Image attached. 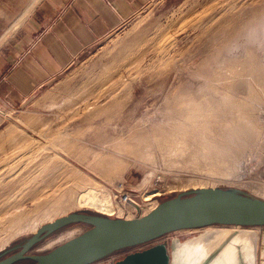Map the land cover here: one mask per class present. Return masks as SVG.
Wrapping results in <instances>:
<instances>
[{
  "label": "rangeland",
  "instance_id": "1",
  "mask_svg": "<svg viewBox=\"0 0 264 264\" xmlns=\"http://www.w3.org/2000/svg\"><path fill=\"white\" fill-rule=\"evenodd\" d=\"M255 8L263 12L264 0H151L29 104L15 111L0 108L6 119L0 128V239L12 235L0 248V260L53 219L71 213L110 216L76 204L86 186L80 176L94 180L111 199L118 183L146 181L165 191L162 201L205 188L264 201V47L241 39L247 27L233 37L235 31L225 37L218 28L230 18L236 23L244 18L249 26ZM131 131L146 139L139 151L113 145L131 139ZM102 154L120 157L124 166L102 176L93 168ZM209 162H218L219 170ZM68 188L74 189L69 210L17 233L23 213L27 217ZM91 225L88 220L61 225L31 253L49 252ZM255 229L264 232V226ZM204 230H179L137 249Z\"/></svg>",
  "mask_w": 264,
  "mask_h": 264
},
{
  "label": "water",
  "instance_id": "2",
  "mask_svg": "<svg viewBox=\"0 0 264 264\" xmlns=\"http://www.w3.org/2000/svg\"><path fill=\"white\" fill-rule=\"evenodd\" d=\"M134 218L71 213L42 225L16 253L0 260L15 264H95L120 249L151 242L184 229L208 228L182 238L174 236L106 264H264V201L237 191L205 188L164 199L150 213ZM88 220L92 227L46 253H31L57 227ZM211 227V228H209ZM239 227V228H237Z\"/></svg>",
  "mask_w": 264,
  "mask_h": 264
},
{
  "label": "crops",
  "instance_id": "3",
  "mask_svg": "<svg viewBox=\"0 0 264 264\" xmlns=\"http://www.w3.org/2000/svg\"><path fill=\"white\" fill-rule=\"evenodd\" d=\"M150 4L151 0H0V108L15 111L29 104ZM5 121L0 110V128ZM137 247L118 250L114 260L143 250Z\"/></svg>",
  "mask_w": 264,
  "mask_h": 264
},
{
  "label": "bare ground",
  "instance_id": "4",
  "mask_svg": "<svg viewBox=\"0 0 264 264\" xmlns=\"http://www.w3.org/2000/svg\"><path fill=\"white\" fill-rule=\"evenodd\" d=\"M255 14H256L255 16H252L253 21L249 26H247L249 24L247 22L248 20H243L244 18L241 20V23L240 22L236 23V21H234L233 18H230L229 20L224 21L225 23H221L218 25V28H220L219 32L222 31L221 33H223V35L225 37H227L231 31H235L234 34L233 33L231 34V36L233 37L234 35H237L238 33H240L245 27H247V29H245L246 31L244 32V35H242L241 39H245V42L249 41L252 45L264 47V36H263V34H264V11L262 12V11H259L257 8H255ZM241 39H240V42H241ZM248 52H250V51H248ZM136 134H137V131L134 133H133V131H131V133L128 135V136H131V139H128V141H124V139H117L113 143V145L118 149H121L124 147L126 150L133 149L131 152H137L140 150L139 147L141 148L142 142L146 139L144 138L143 135H141L142 133L141 134L139 133L138 135H136ZM63 150L69 155H72V156L77 155L76 153H74L72 148L64 147ZM98 156L103 157V159L101 162L99 161L101 158L98 159L100 164L93 166V168L97 166V168H94V169L96 171H99L101 173V175L102 174L104 175V174L111 172L113 170L115 171L121 165H122V167L124 166V161H122V159L120 157H114L113 155H103V154L101 156L100 155H98ZM99 162H97V163H99ZM193 163L196 165L202 164V162H193ZM208 165L213 167L215 170H219V168H220V164H218V162L217 163L209 162ZM80 179H82V182H84V185H86V186L83 190H81L77 194V197H76V204L77 205L90 206V207L96 208L97 210L104 212L105 214H108V215L112 214L114 209H118L119 210L118 214H123V208L120 206L117 208V206L115 204H113L110 193L106 189L93 185L91 181H94V180H92L91 178H88V177L83 178L80 176ZM88 183H90V185H88ZM73 191H74L73 188H71V189L68 188L66 193H63L64 194L63 196L61 195V197L59 196L53 200H49L47 203L45 201L40 202V204L44 205L41 211H40V208L42 206H40V204H39V206L36 208V211H29L28 210L29 213H28L27 217L24 216L26 214V212L23 213V215L20 214L21 215L20 217L22 219V223H21L22 225L20 224L21 227L17 229L18 230L17 233L27 231V230H32V229L34 230L45 219H48V218L51 219L53 216L52 214L66 212L67 210H69L68 206H70L73 203ZM159 193H161L160 190H159ZM161 194H164V193H161ZM154 205H155L154 202L152 203V205H150V203H146L145 205H143L142 206V215L150 213L154 209V207H153ZM152 207H153V209H152ZM48 214H49V216H48ZM50 215H52V216H50ZM13 217H16V215ZM132 217L133 216H128L127 218L129 219ZM12 220H13V218H12ZM13 222H15V221H13ZM18 222H21V220ZM209 228H211V227H209ZM237 228H239V227H237ZM11 234H13V233H11ZM14 235L15 234H13V236ZM71 235H73V232ZM11 237H12V235H11ZM11 237L1 238L0 239V248L3 247L8 242L9 238H11ZM58 239H60V238H58ZM53 242H54V240L48 241L44 245V248L53 245L52 244Z\"/></svg>",
  "mask_w": 264,
  "mask_h": 264
},
{
  "label": "built area",
  "instance_id": "5",
  "mask_svg": "<svg viewBox=\"0 0 264 264\" xmlns=\"http://www.w3.org/2000/svg\"><path fill=\"white\" fill-rule=\"evenodd\" d=\"M159 190L161 193L165 194V191L163 189H160L159 187L156 186H152L150 182H146V181H141L135 185L128 184L126 181L125 182L122 181L118 183L117 187L114 190L112 201L113 204L117 206V208L119 206L123 208V214H118L119 210L114 209L113 213L110 214V216L115 215L118 218H127L128 216H133L132 218L136 217L138 210L137 207L131 201H134L140 205L141 215H142V206L145 205L146 203H150V205H152V203L154 202L155 205L153 207L155 209L162 201L161 197L164 196V194L159 193ZM169 235L170 233L158 239L166 238ZM156 240L157 239L148 243L150 244ZM148 243L141 245H147Z\"/></svg>",
  "mask_w": 264,
  "mask_h": 264
}]
</instances>
